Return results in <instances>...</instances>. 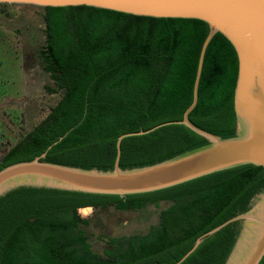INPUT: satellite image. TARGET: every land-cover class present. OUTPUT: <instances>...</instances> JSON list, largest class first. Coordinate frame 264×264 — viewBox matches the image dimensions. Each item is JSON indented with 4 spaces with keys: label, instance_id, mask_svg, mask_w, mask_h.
I'll return each instance as SVG.
<instances>
[{
    "label": "trees",
    "instance_id": "obj_1",
    "mask_svg": "<svg viewBox=\"0 0 264 264\" xmlns=\"http://www.w3.org/2000/svg\"><path fill=\"white\" fill-rule=\"evenodd\" d=\"M42 9L47 37L40 56L54 81L48 91L62 96L4 154L0 170L34 159L67 132L44 160L113 168L120 135L183 119L193 101L207 22L88 5ZM238 67L234 46L217 33L206 51L192 122L224 137L236 134ZM207 142L183 124L164 125L124 138L120 164H153ZM263 189L264 168L250 164L124 197L20 187L0 197V264H176L198 237L248 210ZM161 201L172 204L146 233L103 237L107 247L94 250L93 222L80 208L128 211ZM240 230V221L228 225L181 264H224Z\"/></svg>",
    "mask_w": 264,
    "mask_h": 264
},
{
    "label": "water",
    "instance_id": "obj_2",
    "mask_svg": "<svg viewBox=\"0 0 264 264\" xmlns=\"http://www.w3.org/2000/svg\"><path fill=\"white\" fill-rule=\"evenodd\" d=\"M0 3L38 7L88 5L140 16L195 18L210 26L200 53L193 101L182 120L120 135L114 167L108 169L44 160L48 150L63 140L67 132L34 159L2 168L0 197L20 187H46L124 197L170 188L244 165L264 168V0H0ZM219 32L232 43L239 62L234 92L237 131L229 137L203 129L190 119V113L199 101L206 51ZM168 124H183L208 142L153 164L121 166L124 138L144 135ZM237 221L241 222V230L224 264H260L264 258V189L252 199L248 210L198 237L176 264L183 263L208 238Z\"/></svg>",
    "mask_w": 264,
    "mask_h": 264
},
{
    "label": "rangeland",
    "instance_id": "obj_3",
    "mask_svg": "<svg viewBox=\"0 0 264 264\" xmlns=\"http://www.w3.org/2000/svg\"><path fill=\"white\" fill-rule=\"evenodd\" d=\"M42 7L12 5L0 8V160L26 132L40 123L62 96L45 71L40 51L46 43ZM172 202L161 201L138 210L122 211L114 206L81 216L92 219L88 227L94 250L103 251V237L146 233L158 224L160 212ZM102 236V238H101Z\"/></svg>",
    "mask_w": 264,
    "mask_h": 264
},
{
    "label": "bare ground",
    "instance_id": "obj_4",
    "mask_svg": "<svg viewBox=\"0 0 264 264\" xmlns=\"http://www.w3.org/2000/svg\"><path fill=\"white\" fill-rule=\"evenodd\" d=\"M90 209H91V207L81 208V209H80V212H81L82 214H86V215H87V214L89 213Z\"/></svg>",
    "mask_w": 264,
    "mask_h": 264
},
{
    "label": "flooded vegetation",
    "instance_id": "obj_5",
    "mask_svg": "<svg viewBox=\"0 0 264 264\" xmlns=\"http://www.w3.org/2000/svg\"><path fill=\"white\" fill-rule=\"evenodd\" d=\"M82 208H85V207H82ZM91 208H93V207H91ZM81 209V208H80Z\"/></svg>",
    "mask_w": 264,
    "mask_h": 264
}]
</instances>
